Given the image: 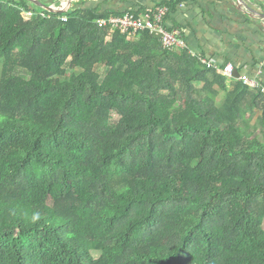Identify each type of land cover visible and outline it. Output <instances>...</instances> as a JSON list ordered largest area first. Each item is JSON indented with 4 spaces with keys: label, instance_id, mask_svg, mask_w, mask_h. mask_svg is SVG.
Returning a JSON list of instances; mask_svg holds the SVG:
<instances>
[{
    "label": "trees",
    "instance_id": "1",
    "mask_svg": "<svg viewBox=\"0 0 264 264\" xmlns=\"http://www.w3.org/2000/svg\"><path fill=\"white\" fill-rule=\"evenodd\" d=\"M123 14L0 0V264H264V93Z\"/></svg>",
    "mask_w": 264,
    "mask_h": 264
},
{
    "label": "crops",
    "instance_id": "2",
    "mask_svg": "<svg viewBox=\"0 0 264 264\" xmlns=\"http://www.w3.org/2000/svg\"><path fill=\"white\" fill-rule=\"evenodd\" d=\"M34 1L55 8L67 4V0ZM161 1L73 0L70 9L125 13L155 8ZM252 1L256 14L264 19V0H188L176 12L168 13L165 25L184 32L190 53L219 67L230 63L242 77L257 80L264 87V26L244 14Z\"/></svg>",
    "mask_w": 264,
    "mask_h": 264
},
{
    "label": "built area",
    "instance_id": "3",
    "mask_svg": "<svg viewBox=\"0 0 264 264\" xmlns=\"http://www.w3.org/2000/svg\"><path fill=\"white\" fill-rule=\"evenodd\" d=\"M62 8H65V6ZM34 15H36L34 12L26 13L27 17H32ZM167 15L168 10L165 7H155L147 9L143 13L139 11H128L121 16L111 15L109 17L99 19L97 23L100 27L109 28L111 31L110 36H112L115 32H120L122 35H127L129 37L137 36L143 32H150L152 34L156 33L160 34L163 49H187V44L183 37L184 32L181 29L168 28L165 25V18ZM41 16H43V14H41ZM60 20L65 22L67 18L61 17ZM192 55L197 56L196 54ZM199 59L200 62L207 68H214L227 78L233 79L232 73L235 69L232 64L229 63L224 67H219L212 64L205 58ZM240 80L252 88L261 89L264 93V87L259 84L257 80H252L247 77H242Z\"/></svg>",
    "mask_w": 264,
    "mask_h": 264
},
{
    "label": "water",
    "instance_id": "4",
    "mask_svg": "<svg viewBox=\"0 0 264 264\" xmlns=\"http://www.w3.org/2000/svg\"><path fill=\"white\" fill-rule=\"evenodd\" d=\"M33 1V3H35L34 0H30ZM73 0H67V4L65 5V8H55L53 6H46V5H40V7L52 14H59V15H64L67 14L71 8V4H72ZM239 1V0H238ZM249 4V9L248 10H244V14L247 15L248 17L252 18L253 20H256L257 22H259L260 24H262L264 26V19L259 16L258 14H256L255 12V4L254 1H252V3H248ZM238 6L240 4H237ZM153 35L157 36L158 38H160V34H156L153 33ZM232 77L234 79L240 80L242 78V76L238 73L237 70H234V72L232 73Z\"/></svg>",
    "mask_w": 264,
    "mask_h": 264
},
{
    "label": "rangeland",
    "instance_id": "5",
    "mask_svg": "<svg viewBox=\"0 0 264 264\" xmlns=\"http://www.w3.org/2000/svg\"><path fill=\"white\" fill-rule=\"evenodd\" d=\"M30 1V0H29ZM32 3H33V1H32ZM35 4V3H34ZM35 5H37V4H35ZM39 8H41L40 7V5H37ZM42 9V8H41ZM44 10V9H43ZM26 14V13H25ZM42 13H40V15H41ZM68 73H70V71L68 72ZM117 120H119V117L116 115L115 117H114V121L116 122Z\"/></svg>",
    "mask_w": 264,
    "mask_h": 264
}]
</instances>
